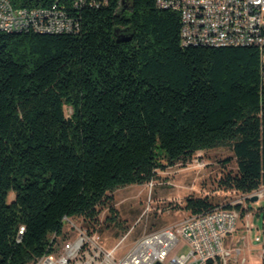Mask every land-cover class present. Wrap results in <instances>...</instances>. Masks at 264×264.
<instances>
[{"label": "trees", "instance_id": "obj_1", "mask_svg": "<svg viewBox=\"0 0 264 264\" xmlns=\"http://www.w3.org/2000/svg\"><path fill=\"white\" fill-rule=\"evenodd\" d=\"M70 14L77 32H0V264L41 257L65 217L94 229L108 208L104 223L119 225L110 193L148 184L199 151H232L235 169L220 189H264L257 48L183 46L178 14L155 0L81 4ZM216 207L187 197L183 209ZM234 208L241 217L248 211Z\"/></svg>", "mask_w": 264, "mask_h": 264}, {"label": "built area", "instance_id": "obj_2", "mask_svg": "<svg viewBox=\"0 0 264 264\" xmlns=\"http://www.w3.org/2000/svg\"><path fill=\"white\" fill-rule=\"evenodd\" d=\"M45 1V6L20 7L13 0H0V32H77L79 25L70 10L80 8L81 4L99 7L106 3V0ZM155 2L157 7L178 14L183 46L205 43L210 47L257 48L264 83V0ZM253 196L254 193L247 198ZM259 196L255 197L262 198ZM246 212L248 216L249 211ZM238 219L233 205L218 206L211 212L188 215L176 225L143 235L121 252L123 240L109 247L96 227H87L81 218L65 217L62 236L52 235L46 252L31 264H235L240 251L231 248L227 238L235 231ZM245 225L250 227L246 222ZM256 241L260 239L257 237ZM182 249L186 252L179 254ZM261 260L264 264V246Z\"/></svg>", "mask_w": 264, "mask_h": 264}, {"label": "rangeland", "instance_id": "obj_3", "mask_svg": "<svg viewBox=\"0 0 264 264\" xmlns=\"http://www.w3.org/2000/svg\"><path fill=\"white\" fill-rule=\"evenodd\" d=\"M64 112L68 117L71 109L65 107ZM227 158L232 159L225 165ZM234 169L230 148L199 151L188 162H177L158 169L148 184L130 185L110 193L119 225L107 226L104 223L108 208H103L100 209L96 228L109 247L123 240L120 251L124 252L139 237L176 225L187 217L189 213L183 209L187 197H208L217 206H236L237 202L242 201L239 205H248L249 217L244 220V216H239L236 229L227 238V244L240 251L235 264H262L260 250L264 246V189L254 193V196L262 195L256 201H250L247 195L220 189L218 180L224 173ZM13 199L14 195L10 193L8 202ZM245 222L247 225L252 223L251 229L249 226L246 228ZM119 228H126V231ZM257 237L260 241H256ZM185 252L186 249H182L178 253ZM241 259H244L243 263Z\"/></svg>", "mask_w": 264, "mask_h": 264}, {"label": "crops", "instance_id": "obj_4", "mask_svg": "<svg viewBox=\"0 0 264 264\" xmlns=\"http://www.w3.org/2000/svg\"><path fill=\"white\" fill-rule=\"evenodd\" d=\"M247 213V212H246ZM247 217H249V216H244V220H246L247 219ZM253 221H255L254 219H253ZM250 225L252 226V223H250ZM250 229H251V227H250ZM232 236V235H231ZM262 249H263V247L261 248V250H260V252L262 251Z\"/></svg>", "mask_w": 264, "mask_h": 264}, {"label": "water", "instance_id": "obj_5", "mask_svg": "<svg viewBox=\"0 0 264 264\" xmlns=\"http://www.w3.org/2000/svg\"><path fill=\"white\" fill-rule=\"evenodd\" d=\"M250 201H256L257 198L255 196L251 197V198H248Z\"/></svg>", "mask_w": 264, "mask_h": 264}, {"label": "bare ground", "instance_id": "obj_6", "mask_svg": "<svg viewBox=\"0 0 264 264\" xmlns=\"http://www.w3.org/2000/svg\"><path fill=\"white\" fill-rule=\"evenodd\" d=\"M197 44H203V45H205V43H188V45H197Z\"/></svg>", "mask_w": 264, "mask_h": 264}]
</instances>
